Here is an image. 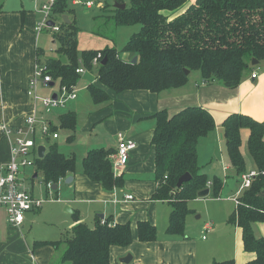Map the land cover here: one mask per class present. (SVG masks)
<instances>
[{
	"label": "trees",
	"instance_id": "16d2710c",
	"mask_svg": "<svg viewBox=\"0 0 264 264\" xmlns=\"http://www.w3.org/2000/svg\"><path fill=\"white\" fill-rule=\"evenodd\" d=\"M125 7L115 8L109 16L114 25H139L123 45L121 57L114 47L78 51L75 19L65 23L62 15L72 9L67 0H55L51 20L59 15V30L52 32L58 42L57 52L66 62L46 58V73L59 85L71 88L80 77L75 70H91V61L101 52L97 65L98 82L106 89L119 93L128 89H146L151 92L178 87L187 81L185 70H199L204 82L217 81L234 88L241 77L251 72V60L264 62V0H113ZM53 16V17H52ZM68 16V15H67ZM106 57L102 64L103 58ZM136 61L132 62V58ZM88 91L94 103L109 99L101 87L89 83ZM155 121L151 143L154 146V180L156 188L152 199L167 201L171 211L166 226L167 235H183L186 216L191 212L188 202L207 188L209 180L199 171L197 144L201 136L215 127L211 113L200 106L185 107L169 115L159 110L150 115ZM74 111L59 116V127L73 129ZM55 131L56 126H51ZM225 150L229 165L237 175L245 173V162L240 151L241 131L248 130V151L261 173L250 187L243 190L230 213L229 222L241 229L243 248L255 257L243 264H264V237L252 230V223L264 222V120L258 121L247 114L232 113L222 122ZM112 148H91L82 158V171L90 180L99 182L106 190L123 186L121 172L113 168ZM36 172H41L45 183L57 184L68 173L75 171L74 154L66 155L56 143H46L42 158L35 157ZM185 172L190 179L176 186ZM213 195L218 196L222 184L213 176L210 180ZM57 189L53 194L56 196ZM74 224L62 239L36 241L50 244L55 249L65 244L60 261L67 264H115L109 259L111 246L126 247L132 241L129 222H114L110 217L97 219L93 227L72 214ZM138 238L150 241L156 238V227L147 220L137 223ZM208 264H235L232 258Z\"/></svg>",
	"mask_w": 264,
	"mask_h": 264
},
{
	"label": "crops",
	"instance_id": "0c3cea01",
	"mask_svg": "<svg viewBox=\"0 0 264 264\" xmlns=\"http://www.w3.org/2000/svg\"><path fill=\"white\" fill-rule=\"evenodd\" d=\"M84 2L92 3L91 0L82 2L80 0H72L74 5L83 4ZM85 6L91 8L93 3L91 6H87L86 4ZM40 20L41 13L36 9L27 7L22 0H11L9 4L8 0H0V124H6L11 127L22 126L25 118L32 113H36L38 109L39 102H32L27 95V86L33 71L34 62L38 60L40 52L44 54L43 48L38 44L40 34L36 30ZM52 42L55 43L54 40ZM94 48L99 49L100 47L88 49ZM123 54V58L129 59V54ZM253 69L254 67H252L251 72L245 73L241 77L239 84L234 88L227 87L217 81L204 82L200 75L199 81L193 82L191 80L189 83L188 80L181 86L167 88L160 92H151L146 89H128L119 93H115L103 87L98 82L96 70H85L84 73H89L93 76L91 83L103 88L110 96L109 99L102 102H93L94 104L104 103V106L98 109L99 114L103 116L105 121L107 120L109 123H113L116 127L121 128L122 131H117V133H115V139L108 142L105 147L94 145L87 147L81 154V162L83 156L91 148H112L116 151L118 143L117 135L121 133L125 137L133 140L136 147L130 152L131 156L129 157L128 164L122 167L119 172L122 173L124 179V174H127L128 171L127 168L133 166V162L140 161L143 163L146 158L149 159L153 157V175L147 179L144 177L138 178L149 182V184H140L139 188L151 191L148 193L147 197L142 198L146 200L144 204L147 206L148 212L145 213V215H138L135 212L134 205L129 209H124L121 206L131 203L133 200H136V198H140L132 192L123 191L126 182L125 179L123 180L122 187L106 190L99 182L92 181L83 174L82 167L80 170L76 171V164L75 171L67 175V177L70 176L72 178L70 182H65L67 177L65 179H60L55 189H58V184L62 181L66 184H70L73 189V197L63 199V201L65 203L91 204L90 207L92 206V210L94 211L93 224H89L85 221L84 216L76 207L77 205H75V208L69 206L72 212L68 213L71 214L72 221L67 224L63 232H66L74 224V218L72 217L74 211L78 212L80 221H84L90 227H93L97 219H104L106 217H110L114 222L118 223L129 222L132 234L131 243L126 247L114 245L110 247L109 259L111 263L115 264H208L216 260L230 258L234 260L235 264H243L253 259L255 253L245 251L243 248L240 227L228 220L230 213L235 207V202L232 198L239 194L238 191L229 195L228 199L225 201L220 200L219 196L209 197L210 182L207 184L208 193L205 196H197L188 202V207L191 209V212L186 216L183 235L166 234L165 230L168 223V216L171 211V204L167 201L152 199L151 197L157 184L154 180V146L151 143L155 121L150 117L151 114L159 110H165L171 115L185 107L200 106L211 113L218 133L220 130L223 133L222 122L232 113L247 114L258 121H262L264 120V67L258 71L255 78L251 77ZM94 72H96L95 75ZM190 73L191 71L188 75H190ZM78 82L79 80L76 82V85H78ZM54 85L55 83L53 80L48 86L51 87ZM76 85L74 86L75 89ZM42 91H39V93L45 95ZM53 94H56L54 90L50 91L49 96ZM77 96L78 91L76 89V97ZM107 117H109V119H106ZM49 123L50 126H55L54 123ZM55 131L57 132V128ZM209 133L198 139L197 161L199 156V145L201 142L208 139ZM58 137L59 135L57 138ZM69 138L73 141V134H70ZM247 138L248 130L244 129L241 131L240 151L245 162V172L257 170L248 151ZM217 140L221 150V157L223 158L224 174L239 176L229 165L225 150L224 135L223 139L220 137ZM43 145L46 147V144ZM72 154L75 155L77 162L76 154L74 152ZM9 160L10 137L5 135L0 129V168ZM247 164L253 165L255 169L247 171ZM198 165L199 171L205 173L207 176V167L205 170L202 165L199 163ZM214 171L215 169L213 167L212 172L214 174L212 176H217ZM33 174H36V177L38 176L35 165ZM33 174L31 176L32 179L36 178L33 177ZM207 179L211 180V177ZM130 186H133L132 188L136 190L135 185L130 184ZM30 188L33 193L32 186ZM52 190L54 191V189ZM242 192L243 190L241 194ZM127 194H132L133 199L125 198ZM260 194L264 196V188L260 191ZM55 195L57 198V191ZM118 195H121V197ZM230 200L232 204L228 202ZM197 202L202 203L204 209L195 215L196 210L191 207V204ZM108 204L120 205L119 211L112 213L108 210ZM40 209L41 207L29 211V214H36ZM203 213L208 220L201 222L198 219H201ZM99 214H103V218H100ZM0 215H2L1 219H4L6 224L8 221L5 210L0 209ZM193 215H195L196 222H191L189 218V216L193 217ZM28 217L31 216L26 213L20 228L25 226ZM140 220H147L155 225V239L150 241L139 240L137 223ZM251 226L256 236L264 237V222H254ZM207 227L208 229H206ZM205 230L210 231L209 236L204 235L203 232ZM36 241L46 240L34 238L33 250L35 252L31 250V258L35 261V264H49L53 247L48 244H36ZM3 244L5 248L4 252L1 254L2 256L0 255V264H8V262L14 263L9 260L17 257L16 244H14V241L11 240L9 236L4 239ZM126 254L131 255V260L128 263L119 262V259ZM8 255L10 256L8 257ZM25 264L31 263L26 262Z\"/></svg>",
	"mask_w": 264,
	"mask_h": 264
},
{
	"label": "rangeland",
	"instance_id": "374dc122",
	"mask_svg": "<svg viewBox=\"0 0 264 264\" xmlns=\"http://www.w3.org/2000/svg\"><path fill=\"white\" fill-rule=\"evenodd\" d=\"M19 1V0H17ZM27 7L30 9H36V2L34 0H22ZM85 1V0H80ZM93 6L87 8L85 2L83 4L74 5L72 0H67L69 6H73L72 11L70 10L67 15L68 18H73L78 25V32L76 34L77 39V49L82 51L84 49L100 47L99 49L105 47H114L116 50L120 51L121 57L124 56L121 49L129 37L136 33L139 30V25H114L110 21L109 16L112 14V4L113 0H91ZM11 0H8V4ZM40 2V1H38ZM37 2V4H38ZM70 16V17H69ZM77 16V19H76ZM53 17V16H52ZM51 18V15H50ZM55 25H59L61 18L59 15L53 17ZM38 25V24H37ZM53 30L50 26H43L41 31H39L38 44L43 48L44 54L40 52L38 56V63L42 66H45L46 58L59 59L61 62H66V57L57 52L58 42L53 43L54 40L52 37ZM97 49V48H94ZM98 50V49H97ZM261 66H264V62H260ZM81 67L83 65L80 63ZM97 66H92V70H96ZM85 70H87L85 68ZM96 72H94L95 75ZM97 75V74H96ZM201 72L199 70H192L190 75L187 77L189 83L191 80L199 81ZM52 78V77H51ZM80 79L78 85L76 83V89L78 91V96L75 99L66 97L62 99V104L55 108H45L41 103H38V109L36 110V115L39 118H42L46 122H51L57 128V133L59 137L57 139L49 138L46 140H36L41 144L46 143H56L59 145V149L64 154L69 155L73 152L76 154L77 158V167L76 171L80 170L82 167L81 163V154L89 146H102L115 139V133L117 131H122L121 128L116 127L113 123H109L99 114L100 107L104 106L103 104H94L88 89L87 84L92 82L93 76L89 73L80 74ZM77 80V81H78ZM53 81V80H52ZM186 81V82H187ZM185 82V83H186ZM54 86L41 85L39 86V91H42L45 95H49L50 91L54 90L55 93L60 90L59 81H54ZM59 85V86H58ZM95 85V84H94ZM65 86V85H64ZM70 89V88H69ZM145 90V89H144ZM74 111L76 115V120L74 128L72 130L66 129L64 127H59V115L64 111ZM106 119H109L107 117ZM52 128V127H51ZM71 131V132H70ZM73 134V141L69 138V135ZM202 137V136H201ZM223 139V133L220 130L219 133L216 130V125L212 131L209 133L208 139L200 143L199 147V156L198 163L204 167L206 170L207 167V178L213 179L212 169L214 167L216 176L222 187L219 192L220 200H227L228 196L236 191L241 190L242 177L239 176H229L224 174L223 169V158L221 157V150L218 145L219 138ZM200 139V137H199ZM57 145V146H58ZM131 156V154H130ZM129 161V160H128ZM128 164V162H127ZM250 169H255L253 165L247 164V171ZM127 174H124L125 186L124 192H132L137 197L136 200H133L131 203L121 205L124 209H129L133 205L135 206V212L138 215H145L148 212L147 206L144 204L146 202L144 197L148 196L151 190H142L139 188V185L149 184L145 180H140L138 178H149L153 175V157L146 158L143 163L140 161L133 162V166L127 168ZM34 172V167L26 166L21 171V177L24 178L25 184L28 188L32 186L33 193L35 196L41 199H46L41 209L36 214H29L28 220L25 222V226L19 228L8 222L5 224V220L1 219L0 215V255L4 252V239L9 236L11 240L14 241V244L17 246L16 258H12L9 261L18 264L31 263L35 264V261L31 258V250H33L34 238H41L46 241L62 239L65 235L63 232L64 228L69 222H71V214L64 210L65 206H70L71 208L76 207L82 213L85 218V221L89 224H93L94 211L93 207L87 203H65L63 199L73 197V189L70 184L60 182L57 189V198L53 194V190H50L46 187L45 182L41 172H38V176L34 179L31 178ZM33 181V184H32ZM209 182H211L209 180ZM133 184L136 186V190L130 186ZM210 193L209 197H215L213 195L212 186L209 187ZM119 196V195H118ZM121 197V195L119 196ZM232 204V201H228ZM108 210L112 213L119 211L120 205L108 204ZM196 210L197 215L201 210L204 209L202 203L197 202L191 204ZM214 208V207H212ZM215 210V209H213ZM211 211V210H210ZM33 215V216H32ZM195 215L193 217L189 216L191 222H196ZM165 222V218L163 215ZM199 221L203 222L208 219L205 218L204 213ZM62 231V232H61ZM204 235L209 236L210 231H204ZM3 240V241H2ZM50 245V244H48ZM65 244H61L60 247L55 249L53 246L52 255L49 259V264H67L60 261L63 249ZM34 251V250H33ZM35 252V251H34ZM5 255V254H3ZM2 256V255H1ZM10 255H8L9 257ZM6 257V256H4ZM7 263V262H6ZM8 262V264H14Z\"/></svg>",
	"mask_w": 264,
	"mask_h": 264
},
{
	"label": "built area",
	"instance_id": "2783aa9c",
	"mask_svg": "<svg viewBox=\"0 0 264 264\" xmlns=\"http://www.w3.org/2000/svg\"><path fill=\"white\" fill-rule=\"evenodd\" d=\"M38 4L36 10L41 13V20L37 25V32L41 31L43 26H48L47 22L50 19V10L55 0H34ZM79 2V1H77ZM87 6H91V2L85 3ZM53 31H58L57 25L50 26ZM101 52H97L93 57L91 64L97 66ZM251 77L255 78L258 71L264 67L258 62L253 65ZM78 74L85 72L84 67H78L75 70ZM52 82L51 75L45 72V66H42L35 61L33 64V71L28 80L27 95L32 102L41 103L45 108H55L62 104V99L66 97L75 98L76 89L73 86L67 88L61 85L56 92V98H52L49 95H43L39 93V86L49 85ZM0 129L5 135L10 137V160L0 168V209L5 210L8 223L21 227L25 219L26 213L35 209H39L46 199H41L35 196L31 188H28L25 184L24 178L21 177V171L26 166L34 167V159L37 156V146L39 142L36 140H46L49 138H57L58 133L51 129L50 123L44 121L42 118L37 117L36 113L28 115L22 126L11 127L6 124H0ZM117 148L112 155L113 168L118 173L122 167H124L130 157V152L136 147L133 140L125 137L119 133L117 135ZM261 172L258 170H250L241 175L242 183L241 190L237 196L233 197V201L237 203L238 197L241 191L250 187L253 179ZM46 187L52 190V183H45ZM127 199H133L132 194L125 196ZM208 229V227L206 228Z\"/></svg>",
	"mask_w": 264,
	"mask_h": 264
},
{
	"label": "water",
	"instance_id": "95a60500",
	"mask_svg": "<svg viewBox=\"0 0 264 264\" xmlns=\"http://www.w3.org/2000/svg\"><path fill=\"white\" fill-rule=\"evenodd\" d=\"M113 5H114L115 8H121V9H123V8L125 7V4H124V3L119 4V3L114 2ZM62 18H63V21H64L65 23H68V22L70 21V20L68 19L67 15H63ZM54 23H55L54 21L49 20V21L47 22V25H48V26H52V25H54ZM105 60H106V57L103 58V60H102L101 63L103 64V63L105 62ZM135 61H136V57H133V58H132V62H135ZM257 63H258V60H256V59H252V60H251V65H252V66L255 65V64H257ZM185 73L188 74V73H189V70H185ZM52 98L55 99V98H56V94H53V95H52ZM45 149H46V147H45L43 144H39V145L37 146V156H38L39 158H42V157L44 156V154H45ZM33 177H36V174H33ZM71 179H72V178L69 176V177H67V178L65 179V182H70ZM189 179H190V174H189L188 172L183 173V174L177 179L176 186L179 187L183 182H185V181H187V180H189ZM52 188L55 189V188H56V184H53V185H52ZM207 193H208V189L206 188V189H204V190L199 191V192H198V196H205ZM64 210H65L66 212H69V213L72 212V210H71V208H70L69 206H65V207H64ZM99 217H100V218H103V214H99ZM130 260H131V255H130V254H126L125 256H123L122 258L119 259V262H121V263H128Z\"/></svg>",
	"mask_w": 264,
	"mask_h": 264
}]
</instances>
